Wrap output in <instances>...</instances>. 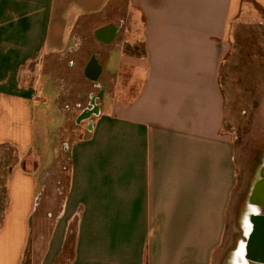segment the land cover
Returning <instances> with one entry per match:
<instances>
[{
	"label": "crops",
	"instance_id": "obj_1",
	"mask_svg": "<svg viewBox=\"0 0 264 264\" xmlns=\"http://www.w3.org/2000/svg\"><path fill=\"white\" fill-rule=\"evenodd\" d=\"M248 4L264 13V0H0V141L24 155L43 75L61 120L98 106L75 115L88 129L32 229V205L10 223L14 175L29 177L11 169L0 264L36 237L38 264H216L238 180L220 71ZM261 166L242 211L264 212Z\"/></svg>",
	"mask_w": 264,
	"mask_h": 264
},
{
	"label": "rangeland",
	"instance_id": "obj_2",
	"mask_svg": "<svg viewBox=\"0 0 264 264\" xmlns=\"http://www.w3.org/2000/svg\"><path fill=\"white\" fill-rule=\"evenodd\" d=\"M248 6L252 8L248 11L249 15L239 18L233 26L231 47L220 71L225 105L224 130L230 134L234 144L238 180L233 192V215L228 219L225 234L227 241L231 239V244L223 249L216 264H225L235 247L239 234L234 226L240 219L247 189L264 158V13L260 10L256 12L250 4ZM88 85L96 90L94 85ZM45 86L46 75H43L38 96L33 101L30 130L25 133L27 138L18 141L15 137L21 146L30 142L29 147L23 149L24 155L14 144L0 141V224L8 201L7 182L11 169L19 165L29 177L23 180L20 172L14 175L10 186V223H18L23 209L27 210L32 205L27 221L32 229L42 209L48 206L46 192L51 193L57 184L59 186L66 181L71 143L88 129V122L78 124L75 116L88 106V99L83 100V105L69 121H63L56 113L57 107L46 97ZM45 103L48 104L44 109ZM13 134V131L10 132L11 140ZM245 208L241 222L245 220ZM16 226L19 227V223ZM33 241V245H27L21 264H38L43 243L37 237Z\"/></svg>",
	"mask_w": 264,
	"mask_h": 264
},
{
	"label": "water",
	"instance_id": "obj_3",
	"mask_svg": "<svg viewBox=\"0 0 264 264\" xmlns=\"http://www.w3.org/2000/svg\"><path fill=\"white\" fill-rule=\"evenodd\" d=\"M251 226L244 246L245 257L264 263V212L250 213Z\"/></svg>",
	"mask_w": 264,
	"mask_h": 264
},
{
	"label": "bare ground",
	"instance_id": "obj_4",
	"mask_svg": "<svg viewBox=\"0 0 264 264\" xmlns=\"http://www.w3.org/2000/svg\"><path fill=\"white\" fill-rule=\"evenodd\" d=\"M261 163H264V158H263V161ZM261 167H264V166H261ZM256 212H257L256 207L252 206L251 204L246 206L245 212H244L245 213V220L244 219L242 220V224L245 225V228H244L245 232L251 226V221L249 218L250 213H256ZM225 264H249V262L246 260V257H245L244 240H240L236 249L234 248L229 253V256L226 258Z\"/></svg>",
	"mask_w": 264,
	"mask_h": 264
},
{
	"label": "flooded vegetation",
	"instance_id": "obj_5",
	"mask_svg": "<svg viewBox=\"0 0 264 264\" xmlns=\"http://www.w3.org/2000/svg\"><path fill=\"white\" fill-rule=\"evenodd\" d=\"M91 103L93 104L92 106L90 105V106H88L86 109H83L81 112L82 113H80V117H82V116H86V115H91V113H89L90 111H92V110H97L98 109V106H97V103L96 102H93V99L91 100Z\"/></svg>",
	"mask_w": 264,
	"mask_h": 264
}]
</instances>
